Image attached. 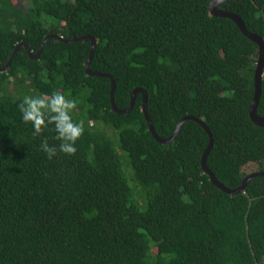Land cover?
Returning a JSON list of instances; mask_svg holds the SVG:
<instances>
[{
  "label": "trees",
  "instance_id": "16d2710c",
  "mask_svg": "<svg viewBox=\"0 0 264 264\" xmlns=\"http://www.w3.org/2000/svg\"><path fill=\"white\" fill-rule=\"evenodd\" d=\"M0 0V67L16 44L35 54L48 34L96 38L93 71L116 80L115 102L136 87L161 137L185 115L213 134L207 165L228 188L264 170V126L253 122L259 45L211 0ZM264 39V0H224ZM91 39L24 45L0 70V264H264V176L230 194L202 168L209 134L193 119L160 142L138 92L112 108L111 79L86 71ZM78 100L85 131L72 155L49 160L20 119L25 95ZM258 114L264 116V72ZM257 169L244 170L249 163Z\"/></svg>",
  "mask_w": 264,
  "mask_h": 264
},
{
  "label": "water",
  "instance_id": "95a60500",
  "mask_svg": "<svg viewBox=\"0 0 264 264\" xmlns=\"http://www.w3.org/2000/svg\"><path fill=\"white\" fill-rule=\"evenodd\" d=\"M224 0H211L210 1V4H209V9H210V12L212 14H215L217 16H224V17H230L232 18L239 26V28L243 31V33L248 36L250 39H252L253 41L257 42L258 45H259V58H258V61H257V64H256V69H255V76H254V79H255V94H254V97L250 103V106H249V114H250V117L251 119L253 120L254 123H256L257 125H260V126H264V116H261L258 114V111H257V107H258V103H259V99H260V96H261V92H262V77H263V72H264V39L254 33V32H251L247 29V27L245 26V23L244 21L242 20V18L237 14V13H234L232 11H229V10H225V9H221L218 7L219 3L223 2ZM58 37L64 41H67V42H73V41H76V40H79V39H84V38H89L91 39V50H90V56L86 62V71L88 72V74H91V75H101V76H106V77H109L111 79V88H110V97H111V105H112V108L118 112H128L130 111L133 106H134V103H135V99H136V95L138 92H141L143 94V106H142V109H143V112H144V115L148 121V124H149V129L151 131V133L153 134V136L159 140L160 142H169L171 140H173L182 124L184 121H186L187 119H193L197 122H199L204 128L205 130L207 131V133L209 134V144L207 145L206 149L204 150L203 152V155H202V159H201V163H202V168L204 170V172H206L211 181L216 185L218 186L219 188H221L222 190L230 193V194H234V193H238V192H242L247 183L254 177H257V176H264V170H256L250 174H248L247 176H245V178L242 180L241 184L236 187V188H228L225 184H223L217 177L216 175L213 173V171L209 168V166L207 165V157H208V154L213 146V142H214V138H213V134L212 132L210 131L209 127L205 124V122L201 119V118H198V117H195V116H192V115H185L183 116L174 133L170 136V137H161L158 135V133L156 132L154 126H153V123H152V120H151V117L149 115V112L147 110V99H148V94L147 92L141 88V87H136L133 92H132V95H131V101H130V104L129 106H127L125 109H120L116 102H115V89H116V80L114 78L113 75H111L110 73H106V72H100V71H93L91 70L90 68V62H91V59H92V56H93V53H94V49H95V46H96V38L93 36V35H90V34H86V35H82V36H75L73 38H70V39H66L64 38L63 36L57 34V33H54V34H48L43 42L41 43L38 51L34 54L31 50V48L29 47V45L24 42V41H20L19 43L16 44V47L14 49V52L13 54L11 55L9 61L7 62V64L4 66V67H0V70H6L8 69L9 65L11 64V61L13 60L16 52L18 51L19 47L21 45H24L28 54L30 55L31 58H34V59H37L39 58V55L41 53V50L43 48V45L45 43V41L49 38V37Z\"/></svg>",
  "mask_w": 264,
  "mask_h": 264
},
{
  "label": "clouds",
  "instance_id": "9594fccd",
  "mask_svg": "<svg viewBox=\"0 0 264 264\" xmlns=\"http://www.w3.org/2000/svg\"><path fill=\"white\" fill-rule=\"evenodd\" d=\"M78 100L59 90L50 94L25 95L17 105L20 119L30 124L34 137L43 133L50 125L58 144H49L47 137L41 140L40 149L51 160L57 152L72 155L77 151V141L85 131L84 121L74 118Z\"/></svg>",
  "mask_w": 264,
  "mask_h": 264
},
{
  "label": "rangeland",
  "instance_id": "374dc122",
  "mask_svg": "<svg viewBox=\"0 0 264 264\" xmlns=\"http://www.w3.org/2000/svg\"><path fill=\"white\" fill-rule=\"evenodd\" d=\"M24 1H17V4L18 5H20V4H22ZM257 164L256 163H253V162H251V163H249V164H247L246 166H244V170L245 171H247V172H251V171H254V170H256L257 169Z\"/></svg>",
  "mask_w": 264,
  "mask_h": 264
}]
</instances>
